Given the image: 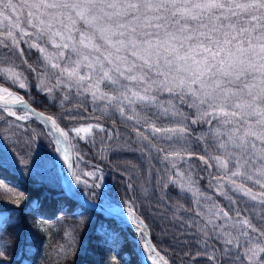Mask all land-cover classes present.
Segmentation results:
<instances>
[{
    "label": "snow or ice",
    "instance_id": "snow-or-ice-1",
    "mask_svg": "<svg viewBox=\"0 0 264 264\" xmlns=\"http://www.w3.org/2000/svg\"><path fill=\"white\" fill-rule=\"evenodd\" d=\"M21 44L40 54L42 73L24 59ZM0 48L9 53L0 62V80L10 81L9 87L0 85V118L5 123L3 113L17 122L36 116L47 120L49 134L54 130L57 143L64 145L62 150L54 147L53 155H62L68 168L75 167L69 152L77 145L71 140L87 142L94 129L107 131L99 123L61 128L52 116L28 108L22 96L9 90L28 87L21 82L26 80L23 73L10 63L11 55H17L28 71L48 78L36 85L38 91L51 95L59 90L62 102L73 96L90 98L132 122L135 138L124 143L140 153L147 174L161 189L178 188L203 198L185 211L193 213L186 223L196 229L193 236L203 238L207 260H216L219 244L230 264H264V0H0ZM64 115L84 120L75 109L66 108ZM193 125L207 128L193 135ZM36 142L37 134L27 124L16 123L0 133V171L28 169L31 175L43 167L45 158L34 149ZM111 147L121 150L120 145ZM193 157L206 171L215 169L210 184L228 199L227 206L192 188L196 181L191 166L184 165ZM82 158L77 149V159ZM126 164L141 167L131 160ZM97 171H73L75 186L68 181L64 195L75 197L83 209L74 213L79 222L95 225L100 233L103 222L123 215L143 239L131 247L116 237L105 241L107 246L100 249L103 264H141L137 248L150 264H169L145 237L148 226L134 198L126 201V211L105 205L104 192L96 191L103 189ZM81 186L100 202L90 203ZM12 191L0 182V192L9 195L11 205L0 200V264H10V247L26 255L35 239L31 225L25 227V201L11 199ZM241 198L254 203L241 209ZM209 240L215 243L209 245Z\"/></svg>",
    "mask_w": 264,
    "mask_h": 264
},
{
    "label": "trees",
    "instance_id": "trees-1",
    "mask_svg": "<svg viewBox=\"0 0 264 264\" xmlns=\"http://www.w3.org/2000/svg\"><path fill=\"white\" fill-rule=\"evenodd\" d=\"M14 89L33 106L49 113L62 128L68 126L69 119L65 117L61 104L56 99H50L45 92L38 91L34 83L30 84L27 89L17 87ZM78 110L84 117L92 116L107 131L101 132L96 129L95 135L97 136L93 141H82L77 148L72 149L74 170L80 168V164L84 165L83 162L93 163L100 167L107 174L105 190L107 189L109 202L126 203L130 195L128 184L136 178L133 175L132 182L128 181L131 172L126 161L133 159V163L138 164L139 162L137 152L134 153L122 148L124 147L123 134L128 130L129 125L119 119L117 114L110 112L103 114L100 109L91 110L83 103ZM3 117L9 119L7 115H3ZM12 121L10 119L7 124L9 122L13 124ZM34 122L41 124L35 119L24 121L26 124ZM192 127L196 130L193 135H198V127L203 126L195 125ZM107 136H111L112 139H106ZM113 144L120 145L121 150L113 151L111 147ZM192 147L196 153L201 152L198 147H194V144ZM77 149L83 157L82 159H77ZM129 155L132 156L131 159ZM192 160L198 159L193 158ZM140 161L145 162L141 159ZM202 166L204 167L203 164ZM200 173L198 180L202 184L206 180L208 183L211 180L209 179L211 178L210 174L214 173V169L209 170L207 177L203 169H200ZM0 182H6L12 188L11 199L25 201V204L22 205L26 217L25 227L31 225V230L35 233V239L26 255L18 250H13L11 247L8 249L10 264H103L104 252L100 249L107 246L105 241L110 243L111 238L116 237L121 244L126 243L129 247L132 246L126 230L115 220L103 222L104 231L100 233L94 230L95 225L81 224L79 217L74 213L83 211V209L74 200L64 195L65 192L62 187L57 188L49 182L36 180L33 176H24L11 168L0 171ZM208 185L210 184L208 183ZM150 186L152 188L148 187L151 193L146 198L147 202L138 203L136 200L135 203L138 214L148 226L153 244L160 250L161 255L165 256L169 264H230L227 262V258L221 254L219 244H216L215 261L207 260L202 254L205 248L203 238L193 236L192 233L196 229L188 227L186 223L193 216V213L185 211V209L196 208L194 200L188 192L180 191L178 188L161 189L155 178L151 179ZM157 189L161 192V196H152V193L160 194ZM204 190L208 194L212 193L217 196L214 194V188L211 185ZM91 198L93 197L91 196ZM9 199L8 194L0 192V200L5 203V206H11L8 204ZM93 199L100 201L99 196ZM253 203L247 199H240L241 209L245 204L251 205ZM228 204V200H222L219 203L222 206ZM84 208L87 207L84 206ZM91 211L86 212L85 216ZM256 211L259 212V206H257ZM66 233H71V237ZM5 240L11 243L7 237ZM214 243L213 240L208 241L209 245ZM85 250H87V255ZM197 253H201V255L194 260L193 257ZM208 254H212L211 248L208 249ZM141 264H143L142 261Z\"/></svg>",
    "mask_w": 264,
    "mask_h": 264
},
{
    "label": "rangeland",
    "instance_id": "rangeland-1",
    "mask_svg": "<svg viewBox=\"0 0 264 264\" xmlns=\"http://www.w3.org/2000/svg\"><path fill=\"white\" fill-rule=\"evenodd\" d=\"M20 47L25 49L24 59H27L28 64L32 65L33 67H36L38 69V71L42 73L44 71V69L41 67L42 60L40 59V54L38 52H36L35 50H28L27 45H25V44H21ZM8 55H9V53L5 49L0 48V62H2L4 60V58H5V56H8ZM10 63H13L14 65L17 66L16 70L18 72H22L23 73V76L26 78V80L25 81H21V82H26V84L28 86L30 84H33V83H34V85L39 84L41 79H44V82L47 83L48 78L46 76L41 77V76H38L37 73L28 71L27 70V65L24 64L23 60L21 58H19L17 55H11ZM3 66H4L3 64H0V67H3ZM0 76H3L2 72H0ZM6 79L7 78H5L4 80H0V85H3L5 87H9L10 81L6 82ZM14 87L18 88V86H11L9 88V90L12 91V92H15L16 95L21 96V94L18 91H15ZM27 88L28 87H26L25 89H27ZM62 95H63V93H61V92H59V90H57V91L53 92L51 95H49V98L52 99V100L56 99L59 102V104H61L62 111H64V112H65L66 108L67 109H75L76 111L79 112L78 108L80 107L81 104L78 103V101H84V98L83 97H75V96H73V98L71 99L70 102H66L64 104V102H61V100H62L61 96ZM83 104H86V107L88 106L91 110H93L95 108L96 109H100L101 111H103V114H106V113H109V112L112 113V114H115V113L109 111L108 109L104 108L102 105L98 106V105L92 104L90 98H89L88 101H84ZM183 110L186 111V112L190 111L187 108H184ZM19 114H23V113L21 112ZM3 115H7V114L3 113ZM117 116L119 117V119L123 120V118H121L118 114H117ZM8 118L9 119H7V121H10V119H12L13 120L12 121L13 124H16V123L26 124V123H24V121H20V122L15 121L14 117H8ZM0 119H1L0 120V133H4V130H6V129H11V127L13 125L11 122H9V124H7V123L4 122L3 118H0ZM68 121H69V123H68L67 127H75V126H78L80 123H92V124L98 123L96 120H94V118L92 116L84 117V120H77V121L68 120ZM124 122L129 125V128L127 127L128 130L123 134V140L125 142L129 138H135V133L132 131V122H130V121H124ZM193 126H195V125H193ZM200 126H203V127H198V130H197L198 133H200L201 131L206 130V128H207V125H200ZM27 127L30 130H32V129L35 130V133L37 134V142H36L35 145H33V147H34V149H37L42 156H44L45 163H44L43 167H41L37 171L32 172L31 175H29L28 169H24L23 172L17 171V170H14V169L13 170L19 172L20 174H22L24 176L29 175V176H33L36 180H39V181L42 180V181H45L47 183L49 182L51 185H54L57 188H59V187L63 188L62 183H61V175H60V172H59L58 164L56 163V155H53L54 144L52 143V136L49 134L47 129L42 126V124H38V123L34 122V123L27 124ZM96 132H97L96 129H94L93 133L89 136L88 140H92L93 141L94 138L97 136V135H95ZM71 135L74 136L75 134L72 133ZM5 138H7V135L5 136ZM82 141L86 142L85 140L76 141V140L73 139V140L70 141V143L76 144L78 146L79 143H81ZM194 147H197V146L194 144ZM122 148L128 150V147H127V145L125 143H124V147H122ZM123 153H124V151H123ZM197 154L199 155V154H202V153L201 152H197ZM131 157L132 156L129 155L130 159H131ZM193 158L196 159V157H193ZM140 159L143 161V158L141 157L140 153H138V161H139L138 165H140L141 167H138L136 169H132L131 167H129V170L131 172V174H129V176L132 177L133 175H135L136 178H134L133 182L128 180L129 182L133 183V188H131V189L128 188L129 191H130V195H129V198H127V201L130 198H134L135 201L137 200L138 203H141V202L145 203V202H147L146 198H148V196L151 193V190L148 187H151L150 186V181H151L152 178H154V176H149L147 174L146 170L148 168V165H147L146 162L142 163L140 161ZM132 160L133 159H131V161ZM83 163H84V165L80 164V168H77L74 171L79 173L81 171H85V172L91 171L94 167L99 169V171H97V175L103 177V189L102 190L101 189H97L96 191H97V193H99L100 191L104 192V194H105L104 195V203L105 204L112 205V206L114 204L115 205H120V206L121 205L122 206L126 205V203L119 204V203H116L115 201L109 202L108 194L106 193L107 189L105 190V186H106L105 183H106V179H107V174L104 173L100 169V167H97L93 163H90V164L85 163V162H83ZM153 163H155V162H153ZM202 164L203 163L198 161V160H191V161H188L187 163H185V165H184L185 168H188L189 166H191L192 179L194 181H196V183H194L192 185V188L193 189H197L198 188L200 193H204L206 195L212 196L213 199L218 202V204L221 203L222 200H228L223 195H219L215 191V189H214V194L217 195V196H214L212 193L208 194V192L204 190V189H208V186H210L211 184L208 181V183L210 184V185H208L207 180L203 184L198 180V177L201 174L200 173V169H203V171L205 172L206 177H207L208 172H209L210 169H208L206 171L205 170V166L203 167ZM214 172H215V169H214ZM209 179H211V178H209ZM73 181H74V177H73ZM198 181L201 183L200 185H199ZM253 187L255 189V186H253ZM63 190H64V188H63ZM81 190H83L82 186H81ZM83 191H85V195L87 196V191L86 190H83ZM157 191L159 192V189H157ZM159 193H160L159 195L156 194V193H152V196L155 197V195H157L158 197H160L161 196V192H159ZM188 194H190L192 196L194 201L196 199H200L201 203H203V198L201 196H199V195L194 196L191 191H189ZM87 197L91 198V196H87ZM243 199H247V198H243ZM220 206H222V205H220ZM139 236H140V234H139ZM141 241L143 242V239H141Z\"/></svg>",
    "mask_w": 264,
    "mask_h": 264
},
{
    "label": "water",
    "instance_id": "water-1",
    "mask_svg": "<svg viewBox=\"0 0 264 264\" xmlns=\"http://www.w3.org/2000/svg\"><path fill=\"white\" fill-rule=\"evenodd\" d=\"M24 99H25V101L27 102V107L28 108H34L35 110H36V112H40V113H43V115L45 116V117H47V116H51L49 113H47V112H43V111H41L40 109H38V108H36L35 106H33L30 102H28L27 101V99L25 98V97H23ZM21 108H23L24 106L23 105H21L20 106ZM33 118H35L38 122H41V124L48 130V132H50V123L47 121V120H42L40 117H38V116H36V117H33ZM54 119V118H53ZM58 124H59V122H57ZM60 125V124H59ZM61 127V126H60ZM52 132H53V134H51L52 135V138H53V143H54V145H55V148H60L61 150L64 148V145L63 144H60V143H57V139H58V136H57V134H55V132H54V130H52ZM69 156H70V160H71V162H73V153L70 151L69 152ZM65 164V168H64V172H63V176H61V183H62V186L64 187V189H65V192L67 191V188H68V181L69 180H72L73 181V177H72V175H71V173L73 172V168H68L67 167V164L66 163H64ZM73 186H75L74 185V182H73ZM88 198V197H87ZM72 200H74L75 202H76V198L75 197H73L72 198ZM88 200H89V202L90 203H99L100 201H97V200H95V199H90V198H88ZM106 206H108V204H105ZM84 206H86V207H88L87 205H84ZM112 206V205H111ZM113 206H116V207H124V208H127V206H120V205H113ZM97 211H99L98 209H97ZM107 214V213H106ZM139 215V214H138ZM140 216V215H139ZM141 218V217H140ZM130 219V218H129ZM142 219V218H141ZM113 220H115L120 226H122L123 228H124V230H126V232H127V235L129 236V238L131 239V241H132V246H135L136 245V243H137V241H138V239H139V237L138 236H136L135 238H133L132 236H130V233H129V231H128V229H127V226L125 225V224H127V225H130V226H132L136 231H137V234L139 235L140 233H139V231L135 228V226L134 225H132L131 223H128V222H125V220H124V217H123V215H121L120 217H118V218H116V219H113ZM145 237L146 238H148L149 240H151V235H149V231L147 230V232L145 233ZM151 242H152V240H151ZM153 243V242H152ZM137 254L138 255H140V260L142 261V263L143 264H146V262H145V260H144V258L141 256V254H140V251H139V248H137Z\"/></svg>",
    "mask_w": 264,
    "mask_h": 264
},
{
    "label": "bare ground",
    "instance_id": "bare-ground-1",
    "mask_svg": "<svg viewBox=\"0 0 264 264\" xmlns=\"http://www.w3.org/2000/svg\"><path fill=\"white\" fill-rule=\"evenodd\" d=\"M56 163L58 164V168H59L60 175L63 176L65 164H64L63 156L62 155H59V158H57V156H56ZM126 210H127V208H125V211ZM125 225L127 226V229H128V231L130 233V236H132L133 238H135L136 236H138L139 239H138L137 243L139 242L140 244H143V242L140 239V236L137 234V231L132 226L127 225V224H125ZM137 243H136V245H137ZM139 251H140V249H139ZM141 256L144 258V255H141ZM144 260H145L146 264H150V261L146 260L145 258H144Z\"/></svg>",
    "mask_w": 264,
    "mask_h": 264
}]
</instances>
